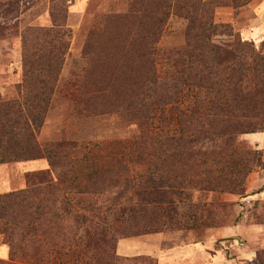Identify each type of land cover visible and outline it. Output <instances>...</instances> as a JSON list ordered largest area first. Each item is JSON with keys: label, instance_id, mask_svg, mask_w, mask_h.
<instances>
[{"label": "trees", "instance_id": "trees-1", "mask_svg": "<svg viewBox=\"0 0 264 264\" xmlns=\"http://www.w3.org/2000/svg\"><path fill=\"white\" fill-rule=\"evenodd\" d=\"M251 1L131 3L134 13L146 8V19L139 21L145 27H117L128 37L117 49L118 59L89 58L69 93L78 116L117 114L134 127L131 142L100 150L87 141L37 139L69 47L63 21L54 15L55 9L66 12L65 3L51 7L49 27L21 33L22 78L12 96H0V164L45 158L48 168L27 174L25 188L0 194V235L8 250L0 264H53L60 250L70 248L78 250L75 264H157L149 255L115 253L120 238L183 227L163 202L172 186L159 189L151 181L150 190L137 186L125 198L134 187L129 163L161 180L166 161L169 168L177 164L206 173L212 160L225 170L216 178L219 189L242 194L243 178L234 176L251 172L258 159L238 148L236 138L264 125V54L230 25L214 22V13L218 7L238 11ZM172 10L186 21L183 43L160 46ZM132 18L121 20L126 25ZM186 88L193 92L191 101L176 107L177 132L170 134L165 108L178 103ZM256 257L264 264V251Z\"/></svg>", "mask_w": 264, "mask_h": 264}, {"label": "rangeland", "instance_id": "rangeland-1", "mask_svg": "<svg viewBox=\"0 0 264 264\" xmlns=\"http://www.w3.org/2000/svg\"><path fill=\"white\" fill-rule=\"evenodd\" d=\"M61 1L65 3L66 12L55 9L57 12L54 15L56 21H63L60 24L69 34L66 36L69 47L55 94L43 126L37 133V139L41 144L56 141H87L91 144H97L99 150L100 147L110 145L111 142H131L135 136V129L127 124L121 116L117 114L78 116L72 109L69 93L72 85L81 79L89 58L97 55L101 59L116 60L118 47L120 48L122 42L128 38L125 32L122 36L119 35L117 27H131L132 31L136 27H145L139 26V21L146 19L148 15L146 8L143 6L139 13H134L131 9V3L138 0H88L87 6L79 14H76L74 8H71L69 0H0V96L3 98L12 96L22 78L21 33L27 27H49L52 24L51 7L54 4L57 5L55 7H58ZM84 1L86 2V0ZM74 3H76L75 0L72 4L74 5ZM227 8L226 14L223 15L218 14L216 8L214 22L230 25L232 30L238 33L243 40L252 41L254 47L264 54V37L252 40L247 38L246 34L243 36L242 33L244 34L246 30H249V27H246L249 19L239 18L240 10L235 11L231 7ZM130 14L133 16L131 24L126 23L125 25L121 18ZM185 26V19L179 17L172 10L163 27L159 45L176 46L182 44ZM261 75L264 76V74ZM192 94V90L186 88L183 93L184 96L179 99L178 103L166 106V126L170 134L177 132L174 118L176 107L185 108L188 101H191ZM261 129L238 135L236 138L238 148L254 153L258 159L256 164L253 162L251 172L245 174V171L242 170L234 176L235 181L243 178L241 195L219 189L216 178L225 170L212 160L208 161V164H214L210 168L212 170L206 171V173H203L205 171H202L201 168L191 167L186 170L177 164L173 165V168H169L170 163L166 161L164 178L161 180L155 176L156 174L149 176L143 166L129 163V174L134 187L133 189L128 187L125 198L130 199L134 195V188L136 189L137 186L150 190L151 181H154L153 184L159 189L172 186L174 189L165 190L163 202L168 203L169 209L174 215L173 218L178 220L176 223H180L183 227L181 229L164 228L155 233L120 238L115 242V253L120 255L117 252L119 241L160 234L169 235L164 246H172L173 244L176 246L175 244H177L178 250L192 252V245L187 243L188 240L201 236L192 234L189 230L231 228L227 238L220 241L212 240L211 243L206 240L202 243L205 258L212 253L213 264H225L224 259L226 257L233 264H245L243 258L239 256L243 255L244 249L241 252L237 249L243 245V248H250L254 251L253 256L256 264H258L256 253L264 251V232L255 237H250L240 227L241 225H264V125ZM248 163L251 164L252 162ZM47 168L48 161L45 158L0 164V194L25 188L27 174ZM231 187L236 188V185ZM102 198L108 201L106 197ZM99 200L103 201L101 198ZM113 218L114 215L109 214L108 219L112 220ZM144 247V245L141 246V248ZM7 252V246L3 244L0 235V259L6 260ZM135 255L146 254L134 252L121 256L132 257ZM149 256L159 264L157 258ZM78 259V250L70 248V250H60L53 258L52 263L75 264Z\"/></svg>", "mask_w": 264, "mask_h": 264}, {"label": "crops", "instance_id": "crops-1", "mask_svg": "<svg viewBox=\"0 0 264 264\" xmlns=\"http://www.w3.org/2000/svg\"><path fill=\"white\" fill-rule=\"evenodd\" d=\"M75 1L76 3H74L73 5V0H69V2L71 3V8H74L76 14H79V12L85 9V7L87 6L88 0H86V2L84 0ZM227 9V7H220L217 8L216 12L223 15L226 14L225 10ZM239 10V18L249 19L246 25V27H249V30H246V32L244 34L242 33V35H247V38H250L252 40L263 38L264 28L262 27H264V0H252L247 5L241 7ZM229 229L232 230L231 228ZM229 229L207 228L201 230H189L190 233L196 235L198 234L201 236L200 238L197 237L193 240H188L187 243H191L192 245V252H185V250L182 252L181 250H178L177 248L179 246L177 244H175L176 246H174V244L172 246H164V242L168 241V234H160L157 236L153 235L145 238H134L119 241L117 252L120 255H128V253L133 254L134 252H140L146 255L148 254L157 258L159 264H207V262L213 264V254L211 253L208 257L205 258V252L203 251L204 246L202 243L206 240L210 241L211 243L212 240L220 241L221 239L227 238L229 236ZM240 229L249 234L250 237H255L259 233L264 232V225H241ZM143 245L145 247L141 248V246ZM237 249L240 252L242 249H244V251H242L244 252L243 255L239 256L243 258L245 264H256L254 259L255 257L253 256L254 251L252 249L243 248V245L241 247H237ZM224 260L225 264H233L228 257H226Z\"/></svg>", "mask_w": 264, "mask_h": 264}]
</instances>
